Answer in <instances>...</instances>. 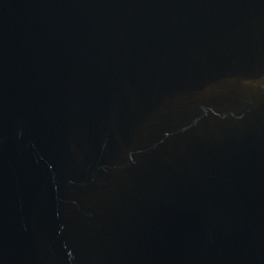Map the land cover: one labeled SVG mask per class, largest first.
<instances>
[{
	"label": "water",
	"instance_id": "95a60500",
	"mask_svg": "<svg viewBox=\"0 0 264 264\" xmlns=\"http://www.w3.org/2000/svg\"><path fill=\"white\" fill-rule=\"evenodd\" d=\"M0 264H264V0H0Z\"/></svg>",
	"mask_w": 264,
	"mask_h": 264
}]
</instances>
